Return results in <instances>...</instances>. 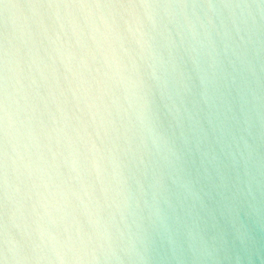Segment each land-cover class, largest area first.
I'll use <instances>...</instances> for the list:
<instances>
[{"label":"water","instance_id":"95a60500","mask_svg":"<svg viewBox=\"0 0 264 264\" xmlns=\"http://www.w3.org/2000/svg\"><path fill=\"white\" fill-rule=\"evenodd\" d=\"M0 264H264V0H0Z\"/></svg>","mask_w":264,"mask_h":264}]
</instances>
